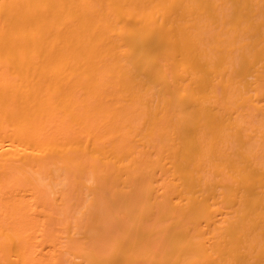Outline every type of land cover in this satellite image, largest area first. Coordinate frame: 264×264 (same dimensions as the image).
Wrapping results in <instances>:
<instances>
[{
	"label": "bare ground",
	"instance_id": "obj_1",
	"mask_svg": "<svg viewBox=\"0 0 264 264\" xmlns=\"http://www.w3.org/2000/svg\"><path fill=\"white\" fill-rule=\"evenodd\" d=\"M0 264H264V0H0Z\"/></svg>",
	"mask_w": 264,
	"mask_h": 264
}]
</instances>
